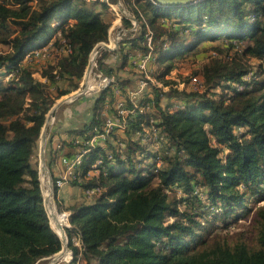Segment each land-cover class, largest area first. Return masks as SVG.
<instances>
[{"label":"trees","instance_id":"obj_1","mask_svg":"<svg viewBox=\"0 0 264 264\" xmlns=\"http://www.w3.org/2000/svg\"><path fill=\"white\" fill-rule=\"evenodd\" d=\"M29 1L18 0L16 9L0 3V22L17 18L19 28L4 39L11 50L0 53L8 74L0 80V264H40L61 249L43 204L35 143L54 98L78 87L112 19L103 0H35L33 7ZM122 1L138 30L123 38L118 67L106 50L96 61L117 84L131 58L149 49L147 30L151 75L164 85L174 59L198 49L217 55L198 71L203 91L146 85L134 98L136 121L112 130L84 157L66 183L81 189V199L62 207L72 226L66 229L73 255L67 264L79 253L85 264H264V0ZM123 24L131 27L127 19ZM126 77L119 98L131 106L129 86L137 79ZM114 88L89 97L92 117L75 131V151L66 156L77 154L83 140L102 130L105 117L116 114ZM141 123L157 129L158 150L144 140ZM250 212L256 246L245 237L228 242L231 224ZM211 226L223 232L210 234Z\"/></svg>","mask_w":264,"mask_h":264},{"label":"built area","instance_id":"obj_2","mask_svg":"<svg viewBox=\"0 0 264 264\" xmlns=\"http://www.w3.org/2000/svg\"><path fill=\"white\" fill-rule=\"evenodd\" d=\"M103 1H105L108 4L109 8L115 14V18H114L115 22L114 23H116V25L114 26V32L112 33V35L109 34L107 36V40L100 41L93 46V48L90 51L89 56H88L87 65L84 69V71L86 70L85 71L86 72L85 78L83 81L84 85L81 86L75 92V94L72 95V98H77L80 94L86 93L89 91L103 90V89L107 88L108 86L112 85L113 83H115V76L113 74H110V75L109 74H103L100 70H98L97 63H96V61L92 60V57H94L96 54H98L100 52V50H107V51L112 53L114 59L119 60V51H120L121 42H122L123 38L125 37L126 33L128 31H131V30H133L135 32L138 30L137 18L134 16L133 13H131L127 9V7L122 2V0H103ZM150 1L157 4L153 0H150ZM123 19H127L129 21L130 26H131L130 28L125 27V25L123 24ZM146 44L149 47L147 52L142 53V54L138 53V54H136L135 57H132L130 60V63L133 66H135L139 71H141L143 73L147 72L148 64L150 63V61L152 59L151 32L149 30H147V32H146ZM35 53H37V51H35ZM92 65H93L92 69L94 70L93 73L95 75V78L90 81L88 79L87 74L89 73V69H90V67H92ZM123 69H125V66ZM168 75H166L165 78H168L167 77ZM252 78L253 77L251 74H248L247 76L244 77L245 81H247V82H249L250 79H252ZM191 83H193L194 86L201 85L202 80L198 76L195 75V76L191 77ZM144 84H145V79H143L141 81V86H143ZM244 86H245V84L244 85L242 84V85L238 86V88L241 90L244 88ZM136 94H137V92H135V91L131 92L130 91V101L132 104L131 106L128 105L124 99L117 100L116 106H115L116 114L113 116H110V117H106V119L104 120L103 128L101 131H96V132L92 133L88 137V139L83 140L84 147L77 154H75L71 157H68L66 155H62L60 157L61 163L63 165V170L55 179H52L49 183L47 182V184H45L46 179L44 177V174H41V176L38 177L41 192H42L41 183H43L44 186L48 185V188H46L47 191L45 190V192L48 194V196H49L50 191L53 193V188L59 189L64 184L68 183L69 180L74 177L78 166L81 165L84 157L87 155V153L90 151V149H92L96 145L100 144L103 140H105L112 130L116 129L119 131H123V130L127 129L129 120L132 119V120L136 121L135 112H136L137 104H136V101L134 100V98L136 97ZM143 109L144 108H141L140 111H143ZM141 125H142L144 140H152L153 141L152 147L154 148V150H158L159 143H158V140L156 139L157 134H158L157 129L153 125L143 126V123H141ZM118 144L120 146H124V144L122 142H118ZM100 161L101 160L98 159L95 164L99 163ZM157 163H159V160L157 161ZM95 164H94V166H95ZM41 167H42V171H43V166L41 165V162L39 161L38 162V172H39V168H41ZM40 178L42 179V181L40 180ZM48 189H50V191H48ZM93 191L94 190H87L86 194L90 195ZM42 195H43V204L45 207L46 203H44V201H46V200H45V195L43 194V192H42ZM55 211H56L57 215L61 216L60 219L62 221V229H63V233H64V238H62L60 236V234H58L53 228L52 229L58 235V237L61 241V245L62 244L65 245V249L68 252V261H71V259L73 258V255H72L71 249L68 247V236L66 234V229L72 227L70 222H69L70 211L66 210V209H60L59 211L55 209ZM46 213H47V216L49 218L50 226L52 227L50 215L47 212V208H46ZM73 239L74 238H72V240ZM62 241H65V243ZM73 243H74V241H73ZM74 264H85V261H84L83 257L81 256V253H79L77 255V258H76Z\"/></svg>","mask_w":264,"mask_h":264},{"label":"rangeland","instance_id":"obj_3","mask_svg":"<svg viewBox=\"0 0 264 264\" xmlns=\"http://www.w3.org/2000/svg\"><path fill=\"white\" fill-rule=\"evenodd\" d=\"M0 3H4L5 5H7V7H10L11 9H16V8L20 7V3L18 2V0H0ZM36 4H37V2L35 0H30L29 1V5L31 7L35 6ZM124 4L126 6V3H124ZM114 18H115V14L112 12V19L110 20L111 21L110 22V26H111V24L113 22H115V21H112V20H114ZM15 20H17V18L9 17L7 20L0 22V23H3L2 25L0 24V53H7V52H9L11 50L10 44L8 42H4V39L5 38L7 40L11 39L12 37H14L15 35L18 34L19 28H18V26H16V24L14 22ZM113 32H114V26H113L111 35H112ZM121 44H122V42H121ZM101 52L103 53V50H100V52L98 54H96L94 57H92V60L100 61V59L102 57V56L100 57ZM108 53H110V52L108 51ZM214 55H217V54L212 49H198V51L189 54L183 60H175L174 59L173 62L174 63L176 62L174 64L176 66H175V68H173L171 70V72L167 76L169 78V81H170V83H168L167 85H164L163 82L158 81L155 77H153L151 75V73H153V70L155 69L153 63H149L148 64V68H147L148 70H147L146 73H143V72L139 71L132 64L131 65L126 64L125 65V69H121V72L118 73V75H119L118 77L119 78H123L124 76H134L137 80H136V82H133L129 86V92L130 91L131 92L135 91V92H137V94L143 88L145 89L146 85H150V84L153 85V86H157L160 89L168 91V92L170 90L180 91V90H183V89H187L189 91L190 90L200 91V90L204 89L203 82L201 83V85L194 86V84L191 83V77L195 76V75L198 76L199 75L198 71L201 69L202 65L207 63L208 60L210 59V57L214 56ZM110 57H111L112 60H114V57H113L112 54H111ZM244 59H246V58H244ZM242 61H243V59H242ZM248 62H249V64H251V66L252 65H254V66L256 65V60L248 59ZM98 64H99V62H98ZM92 68H93V65H92V67H90L89 73L87 74L88 79L90 81L95 78V75L93 73L94 70ZM6 70L7 69L4 68V66L0 67V80L1 81L7 80L8 74H7ZM85 71L83 72L82 78L80 79L78 87L76 89L72 90L71 92H69L67 94H63V95H61V96H59L57 98H54L53 103L50 105L48 111L46 112L48 122L51 123V121H53V117H55L56 113L60 112L61 110H64L68 105L72 104L73 101L76 99V98H72V95L75 94V92L81 86L84 85L83 81H84V78H85V73H86ZM117 71H119V70H117ZM143 79H145V84L143 86H141V81ZM117 82H118V84H120V81H117ZM118 84L116 82L114 83V87H115L114 90H115V93H117V98H118L117 100H119L120 98H123V96H121V94H120V91H119V87L120 86ZM217 90H218L217 92L220 93V89H217ZM100 91H89V92H86V93H82L79 96L85 97V95H86L88 97H92V95H93L94 97L95 96L97 97V95H98V93ZM53 94H54V91L51 88L50 91H49V95L52 96ZM83 97H81V98L83 99ZM180 98L181 97H177L174 100L175 101L181 100ZM89 99H91V98H89ZM164 100H167V98H164ZM93 104H94L93 100H91V102H90V108L91 109H93ZM57 106H58V108L56 109L55 107H57ZM52 109L53 110L56 109V110H54L53 113L50 114V111ZM86 122H88V121L85 120V118H80L77 121V125L75 127L77 129H81L86 124ZM36 142H38V140H36ZM35 149H36V144H35ZM41 174H42V167L39 168L38 177H40ZM40 180L42 181L41 178H40ZM45 184H47V181H46ZM41 187H42V192L45 195V193H46L45 190H46V188H48V185L44 186V184L41 183ZM48 191H50V189H48ZM170 193H171L170 194L171 196L174 195L176 197H178V195L180 194L179 192H176V194L174 192H170ZM48 200H49L48 204H51L50 206L47 205V207L45 205V207L47 208V212L48 213H50L51 208H52L53 211L55 209H57L58 211L60 210L58 205L54 201L53 193L51 191L49 193ZM44 203H45V201H44ZM259 203L262 204L263 201L259 202ZM259 203L249 202L248 203V207L254 208ZM251 216H252V214L250 212V214H247L246 216L241 217V219L238 222H235L234 224H231L230 232H228V233L224 232L226 235L222 234V235L227 237L228 242L233 243V242L237 241L238 239L245 237L246 238V242L249 244V246H251V247H255L256 246V243H255L256 230H255V226H254V220L252 219ZM52 228L55 231H57L53 226H52ZM208 229H209V233L210 234H213L214 232H218V231L220 233L223 232L222 230H219V229L215 230L213 226L209 227ZM205 234H206V232H204L203 235H205ZM60 235H61L62 238L64 237V233L60 234ZM63 242L65 243V241H63ZM60 250H63L62 252L63 253L65 252L64 254L67 253V250L65 249V245L64 244L61 245V249ZM61 253H60V255H61ZM56 254H54V255H56ZM64 254H63V256H64ZM54 255H52L50 258L46 259L45 261L41 262L40 264H47ZM64 257L67 258L68 255L66 254ZM63 259L64 258L58 257L52 263L53 264H57L59 262L61 263V261H63Z\"/></svg>","mask_w":264,"mask_h":264},{"label":"crops","instance_id":"obj_4","mask_svg":"<svg viewBox=\"0 0 264 264\" xmlns=\"http://www.w3.org/2000/svg\"><path fill=\"white\" fill-rule=\"evenodd\" d=\"M115 25L116 23L113 22L111 26H109L108 35L111 34L113 26ZM110 53L109 55L111 56L112 53L111 54ZM120 57L121 55L119 52V60L114 59L113 66L118 67V65L121 62ZM116 70L117 69L115 68V73ZM118 79L120 81L119 86L126 85L127 83L126 76ZM81 97L83 96H78L73 101L72 104L68 105L64 110H61L60 112L56 113L51 123L48 122L46 115L45 122L41 127L40 135L37 139L38 142L35 143L36 144L35 151H36V157L38 158V162L40 161L41 165L43 166V174L48 183L53 178L57 177L63 170V165L61 163L60 157L62 155L70 154L75 151V147L72 143L73 142L72 139L75 136V131L77 129L75 127L77 125V121L80 118H85V120L89 121L92 117L93 110L90 108L91 99H89L88 96L83 97V99ZM107 102L108 100L105 99V104ZM55 108L57 109L58 106ZM54 110L52 109L50 111V114L53 113ZM111 114L112 113L109 111L108 114H106V116ZM81 196H82L81 189L77 188L76 186H71L69 184H64L61 188L56 189L55 193H53L55 203L58 205V207L60 205L61 208L67 207L68 205L75 203L76 201L81 199ZM72 238H74L73 239L74 244L80 247L81 242L79 236L73 235ZM64 253L62 252L60 255L61 258H64L63 261L57 264H67L69 262L68 257L67 258L64 257L66 255ZM51 256H49L48 258H50Z\"/></svg>","mask_w":264,"mask_h":264},{"label":"bare ground","instance_id":"obj_5","mask_svg":"<svg viewBox=\"0 0 264 264\" xmlns=\"http://www.w3.org/2000/svg\"><path fill=\"white\" fill-rule=\"evenodd\" d=\"M42 174H43V171H42ZM48 194L46 193L45 194V199H46V201H45V203H46V207H47V205H51V204H48L49 203V200H48ZM49 215H50V219H51V224H52V226L57 230L56 232L58 233V234H63V229H62V221H61V216H59V215H57L56 214V211L54 210H52V208H51V210H50V213H49ZM61 236V235H60ZM64 238V237H63ZM67 255H68V252L66 253Z\"/></svg>","mask_w":264,"mask_h":264},{"label":"water","instance_id":"obj_6","mask_svg":"<svg viewBox=\"0 0 264 264\" xmlns=\"http://www.w3.org/2000/svg\"><path fill=\"white\" fill-rule=\"evenodd\" d=\"M154 2H156L159 5H164V6H173V5H182V4H189V3H194L200 0H153ZM46 210V208H45ZM63 242V241H62ZM60 252V250L58 251ZM57 253V252H56ZM55 253V254H56ZM54 255V254H53ZM58 257H60V254L58 255H54L51 260L47 263V264H51L55 259H57Z\"/></svg>","mask_w":264,"mask_h":264}]
</instances>
